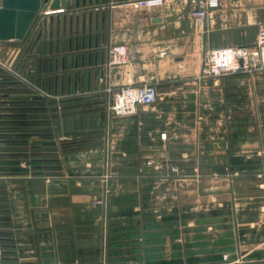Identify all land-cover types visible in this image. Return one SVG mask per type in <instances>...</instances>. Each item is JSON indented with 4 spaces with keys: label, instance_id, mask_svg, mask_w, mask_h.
Masks as SVG:
<instances>
[{
    "label": "crops",
    "instance_id": "obj_1",
    "mask_svg": "<svg viewBox=\"0 0 264 264\" xmlns=\"http://www.w3.org/2000/svg\"><path fill=\"white\" fill-rule=\"evenodd\" d=\"M130 1L41 0L0 41L32 86L0 72L5 93L47 121L45 164L0 162V264H264V70L202 75L209 49L254 43L264 0H219L201 27L193 0ZM144 84L161 103L108 113L107 89Z\"/></svg>",
    "mask_w": 264,
    "mask_h": 264
},
{
    "label": "built area",
    "instance_id": "obj_2",
    "mask_svg": "<svg viewBox=\"0 0 264 264\" xmlns=\"http://www.w3.org/2000/svg\"><path fill=\"white\" fill-rule=\"evenodd\" d=\"M134 7L157 6L161 0H134L129 2ZM195 10L192 18L201 27L209 10L219 6V0H193ZM61 10L51 11L58 13ZM128 62V52L123 45L109 49V65L123 66ZM18 83L25 82L21 73L16 69L0 68ZM264 70V28H260L253 44L236 45L209 49L205 54L202 75L206 78H220L226 75L249 73ZM32 87V86H29ZM106 109L115 118L135 115L139 106H152L158 98V89L155 84H144L138 87L122 86L116 90L107 89Z\"/></svg>",
    "mask_w": 264,
    "mask_h": 264
},
{
    "label": "rangeland",
    "instance_id": "obj_3",
    "mask_svg": "<svg viewBox=\"0 0 264 264\" xmlns=\"http://www.w3.org/2000/svg\"><path fill=\"white\" fill-rule=\"evenodd\" d=\"M5 57V49H0V68H3L4 70H6V68H10L13 70V72L18 69V68H14L13 65L7 64L6 61L4 60ZM0 72H4L1 71ZM5 86L4 81L1 79L0 76V156L4 153L3 151H7V152H11L12 154L16 155L17 159L19 160L20 164H25L23 165L24 168H28L29 163L37 164V163H41L45 164L46 163V158H44L46 156L47 153L46 152V148H42V144H40V139L38 138H33L32 137H43L46 136L45 134L42 133H36V132H32V128L31 124H46L47 121H44L39 118L38 121L36 119V117H34L35 119H32L33 116H35L34 114H26V112H28L31 108L29 106L32 105L31 102H25V101H15L14 99H11V97H9L6 93H5V88H3L2 86ZM162 97L160 95H158V98L155 102L154 105L159 104L162 102ZM31 101V100H30ZM44 122V123H42ZM7 124V125H5ZM23 124V125H22ZM29 124V125H26ZM5 129H13L15 131H20L19 133H10L8 134H4V132L2 130ZM46 129V128H45ZM40 130H43V128H40ZM12 136L13 138H11L10 140H3L2 136ZM19 138V139H17ZM29 142H32V144L28 145ZM2 144H6V145H2ZM21 144H26L27 146L23 145L18 146ZM7 148V149H6ZM18 148V149H17ZM21 150H23L21 152ZM15 151H18L17 153ZM37 158V159H35ZM45 162V163H43Z\"/></svg>",
    "mask_w": 264,
    "mask_h": 264
},
{
    "label": "water",
    "instance_id": "obj_4",
    "mask_svg": "<svg viewBox=\"0 0 264 264\" xmlns=\"http://www.w3.org/2000/svg\"><path fill=\"white\" fill-rule=\"evenodd\" d=\"M43 1L50 2L51 11L57 10L60 4L63 7L66 5V0ZM40 6L41 0H0V41L23 39ZM38 37L40 38L41 34ZM0 162L17 164L19 160H0Z\"/></svg>",
    "mask_w": 264,
    "mask_h": 264
}]
</instances>
